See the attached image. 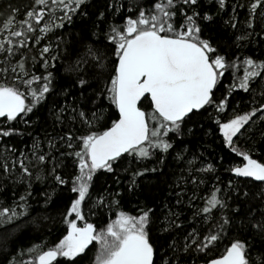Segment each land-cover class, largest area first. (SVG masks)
<instances>
[{
  "label": "snow or ice",
  "instance_id": "1",
  "mask_svg": "<svg viewBox=\"0 0 264 264\" xmlns=\"http://www.w3.org/2000/svg\"><path fill=\"white\" fill-rule=\"evenodd\" d=\"M90 7L89 0H33L18 26L19 7L0 13V78H12L0 83V140L23 136L17 126L36 124L32 117L49 96L64 99L52 102L58 132L44 128L27 152L13 146L0 153V195L11 193L12 201L0 204V264H158L160 249L159 264H195L193 257L204 264H264V0H209L214 13L204 10L203 0H106L103 10L95 7V19ZM229 11L223 21L233 29L228 43L205 38L202 25ZM77 19L91 27L85 24L70 43L61 36L55 49L44 45L29 65V41L39 45ZM92 29L98 34L97 49L88 48L94 63L83 72L79 62L69 65V75H62L56 70L61 42L76 54ZM236 94L250 102L233 106ZM207 137L228 150L218 163L198 151ZM218 166L232 177L226 184ZM121 168L129 174L126 186ZM101 172L111 174L116 188L109 185L107 195L93 200ZM153 176L157 185H144ZM36 181L44 184L39 192ZM161 182L169 193L152 197L154 206L113 212L125 193ZM66 189L74 194L61 211L66 228L56 240L26 244L22 238L31 239L38 221L49 219L42 214L60 210ZM89 203L98 219L105 210L115 218L98 228L85 215ZM233 232L222 254L210 255ZM91 245L96 252L89 258Z\"/></svg>",
  "mask_w": 264,
  "mask_h": 264
},
{
  "label": "trees",
  "instance_id": "2",
  "mask_svg": "<svg viewBox=\"0 0 264 264\" xmlns=\"http://www.w3.org/2000/svg\"><path fill=\"white\" fill-rule=\"evenodd\" d=\"M106 2V0H89L90 8L89 11L93 13V19H95V7L99 6L101 10H103V5ZM205 5V11L211 10L213 13L215 12L214 8H209V0H203ZM231 2H236V0H231ZM239 2L247 3L249 0H239ZM33 3V0H0V13L6 12L9 5H12L13 7H19L21 9L20 14L16 17L17 20V26L20 19H23V14L26 6H31ZM230 11L227 15L222 14V19L217 17L214 19V22H205L202 27H204L205 31L203 33V36L205 38L212 37L214 41L219 40L223 41L225 43H228V37L233 32V29L228 28L224 25L223 21L228 19V15H230ZM4 17H0V26H2ZM241 23L243 22V11H241ZM85 24L90 28L91 27V21H85L82 23L79 19L75 21L74 26L70 25L67 26L65 29H56L53 33H50L47 39H44L39 45H36L34 41H29L30 48L25 52V55L29 57V65L32 64L31 57L38 54V51L40 48H42L46 44H51L52 48H56L57 42L60 40V37L63 36V40L70 43L74 37L78 38L80 35V32L82 29L85 28ZM107 30V29H105ZM92 39L85 40L83 44L79 45V51L76 54H70L66 51L67 45L63 42H61V51L64 52V55L60 57V60L57 62V68L56 70L59 71L62 75H69V73H66L64 69H66L69 65H72L74 67L77 66L78 62V71L83 72L90 63H94L93 56L94 52L90 53L88 51L89 47H92L94 50L97 49V46L93 44V41L97 39V32L95 29H92ZM256 40L259 39V37H255ZM253 47H258V45L253 44ZM100 52H103L104 50L102 48L99 49ZM53 55H56V52L53 51ZM259 55V53H257ZM2 59V57H0ZM105 63H107L105 61ZM63 65V67H61ZM110 68L111 65H108ZM99 71V69H97ZM40 71H37L36 74L39 75ZM239 74L242 75V69L240 70ZM73 78L75 77V73L71 74ZM12 83V78L9 76L8 80L5 81L2 78H0V83ZM230 83V78L226 77L224 80V85H227ZM219 94V93H218ZM60 104L64 103L63 95L61 94L59 98L56 96H49L48 102L40 109V111L37 113V116H33L32 119L34 121H37L36 124H34L32 127L25 128V125L23 123H20L17 127L21 132H24L25 134L23 136H14L11 139L5 138V140H0V153H5L6 149H10L11 147H15L18 150H24L25 152L28 151V149L31 147L32 140L36 136H39L41 139H43L44 134V128H47V131L50 135H54L55 132H58L60 129V125L56 124L55 127H53L54 123V113L53 109L55 111H59L58 108H55V105L52 103L54 100H57ZM71 100V97L69 98ZM250 102V98L246 94H236L234 98L232 99L231 103L233 106L237 104H248ZM107 103V102H106ZM114 107V106H113ZM39 117V120H38ZM207 122V121H206ZM43 123V127L40 126V124ZM0 126H5L3 119H0ZM31 133V135H29ZM212 137H207L203 141V147L199 148L198 151L204 152V155L208 157L210 160H217L218 163V156L225 155L228 150L224 148L223 150L220 148V141L217 139L215 143L212 142ZM207 148L208 151H204V149ZM231 160L238 162L239 158L235 157L234 154L231 156ZM125 167L128 166V162H125ZM150 166V165H149ZM229 166V162L225 161V167ZM120 173V180L124 186L128 183V173H124L123 169H118ZM166 171H169V169H166ZM178 171V169H177ZM224 184L227 183V181L232 178L230 173L226 172L224 168H219L218 166V173H217ZM209 189L211 187V183L214 182V178H209ZM7 183H10L8 181ZM109 185H111L114 189L116 188V185L112 184V176L111 174H104L103 172L98 173L94 180V185L91 188V194L93 197V200L97 197V195H107L106 192L103 191V189L107 188ZM144 185H157V180L153 176L148 180L144 181ZM223 186V185H221ZM34 189H36L37 192H39L40 189L44 187V184L36 181L33 185ZM143 192L140 190H137L135 194L133 193H125L124 199L121 201V207L116 208L114 211H120L125 210L128 211L130 214H135L137 209V204L140 205L148 204L149 206L152 205V197H157L158 199H162L163 197L168 196L169 189L166 184L159 183L157 187H143ZM119 191H124L123 187H120L117 189ZM5 191V186L3 184H0V192ZM21 193H23V189H21ZM11 195V193H5V195H0V204H8L12 203V201L7 200V196ZM71 195L67 189L64 191V193L60 196V210H57L56 208H49V211L47 213H44L42 215L49 216V219L44 221L40 220L38 223L40 224V227L38 229H33V237L29 239L27 236L23 237L22 239L26 244L30 243H40L41 241L47 240L52 241L57 239V235H59L58 230L62 228H66V225L62 223L61 220V211L63 208V204H66L68 202V199ZM174 202V201H173ZM33 208L36 207L35 204L32 205ZM91 207V203L88 204L87 207H85V215L88 219V222L97 224L98 228L103 227L106 225L107 222L110 221V219H114L115 216L113 212H109L107 210L104 211L103 219H98L97 216L92 215L91 212H89V208ZM37 212H32V217L37 216ZM183 218L187 221L192 220L191 212L185 211L183 214ZM199 227V225H197ZM11 227V226H9ZM190 230V229H189ZM39 233V234H36ZM66 234V233H63ZM237 236V233L233 232L229 236H227L225 239H222L216 248H214L213 252L210 253L213 257L218 256L222 254L224 251V248L228 246L229 241L232 239H235ZM60 238H62V235H60ZM155 239V237H154ZM58 242V240H57ZM96 252V246L91 245L90 251H89V258L94 257V254ZM164 249H160L157 254V261L159 264V258L163 255ZM253 255H256L254 252ZM192 259L195 260V264H204V261L202 258L199 257H193ZM84 264H90V259L86 260ZM189 264H192V261H189Z\"/></svg>",
  "mask_w": 264,
  "mask_h": 264
},
{
  "label": "water",
  "instance_id": "3",
  "mask_svg": "<svg viewBox=\"0 0 264 264\" xmlns=\"http://www.w3.org/2000/svg\"><path fill=\"white\" fill-rule=\"evenodd\" d=\"M0 119H2V118H0Z\"/></svg>",
  "mask_w": 264,
  "mask_h": 264
}]
</instances>
